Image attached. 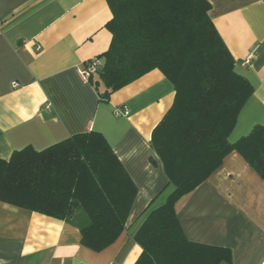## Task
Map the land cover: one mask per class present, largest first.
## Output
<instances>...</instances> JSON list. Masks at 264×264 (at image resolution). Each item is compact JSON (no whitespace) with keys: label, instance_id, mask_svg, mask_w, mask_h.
<instances>
[{"label":"crops","instance_id":"obj_1","mask_svg":"<svg viewBox=\"0 0 264 264\" xmlns=\"http://www.w3.org/2000/svg\"><path fill=\"white\" fill-rule=\"evenodd\" d=\"M207 1L234 71L253 88L228 135L233 143L264 125V0ZM110 18L106 0H0V159L96 131L136 186L123 231L101 251L80 243L74 221L0 201V264H133L135 232L173 190L150 143L174 98L163 73L152 69L105 102L78 74L89 59L103 61ZM175 211L188 240L229 248L230 264H264V181L236 151Z\"/></svg>","mask_w":264,"mask_h":264},{"label":"trees","instance_id":"obj_2","mask_svg":"<svg viewBox=\"0 0 264 264\" xmlns=\"http://www.w3.org/2000/svg\"><path fill=\"white\" fill-rule=\"evenodd\" d=\"M111 33L103 61L88 79L100 101L152 69L172 84L174 98L150 143L173 190L152 209L133 239V264H230L226 247L188 240L176 202L205 181L232 151L264 181V125L235 142L228 135L252 94L234 71L207 0H106ZM136 194L111 147L96 131L72 135L40 151L26 146L0 159V201L78 226L94 251L124 229ZM74 219V220H73Z\"/></svg>","mask_w":264,"mask_h":264},{"label":"built area","instance_id":"obj_3","mask_svg":"<svg viewBox=\"0 0 264 264\" xmlns=\"http://www.w3.org/2000/svg\"><path fill=\"white\" fill-rule=\"evenodd\" d=\"M248 61H249V56H247L245 59L246 63ZM100 64H101V61L99 60V58L89 59L83 66L77 68L78 74L80 75V77L83 80H88L89 77L96 72V70L99 68ZM12 86L16 87V86H18V84L16 82H13ZM122 112L125 114L127 113L125 108H123ZM115 113L120 114L121 110L116 109Z\"/></svg>","mask_w":264,"mask_h":264}]
</instances>
